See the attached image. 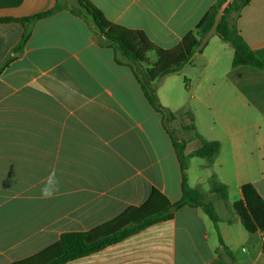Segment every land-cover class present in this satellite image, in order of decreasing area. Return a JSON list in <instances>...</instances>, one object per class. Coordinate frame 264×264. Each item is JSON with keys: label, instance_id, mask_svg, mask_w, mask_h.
<instances>
[{"label": "crops", "instance_id": "1", "mask_svg": "<svg viewBox=\"0 0 264 264\" xmlns=\"http://www.w3.org/2000/svg\"><path fill=\"white\" fill-rule=\"evenodd\" d=\"M89 1L111 23L140 30L169 49L216 0ZM54 5L55 0H0V19H12L0 22V64L11 58L0 72V264L40 252L61 233L88 231L142 205L152 188L170 203L181 197L172 141L130 68L65 9L19 21ZM236 28L264 59V0H250ZM25 32L21 52L13 53ZM213 38L179 73H195L191 82L183 77L187 97L170 102L160 96V88L174 80L168 78L179 74L165 77L156 94L170 111L189 109L197 132L219 142L217 157L199 164L197 175L191 164L198 158L190 159L187 183L213 202L225 246L247 245L246 252L233 255L236 264H264V231L249 234L238 214L249 224L241 185L252 184L264 199V70L230 64L210 69L219 63L217 54L204 56ZM232 52L230 47L231 57ZM52 171L58 191L45 199L41 188ZM212 174L227 187L225 202L210 193ZM216 236L199 208L184 206L170 220L65 264H226V256L216 252Z\"/></svg>", "mask_w": 264, "mask_h": 264}, {"label": "trees", "instance_id": "2", "mask_svg": "<svg viewBox=\"0 0 264 264\" xmlns=\"http://www.w3.org/2000/svg\"><path fill=\"white\" fill-rule=\"evenodd\" d=\"M249 2L250 0H216L194 29L169 49L159 48L140 30L127 29L111 23L89 0H55L51 10L19 20L23 24L25 21L65 9L87 24L98 45L110 48L116 60L130 68L144 97L152 108L160 113L162 126L172 141L181 172V197L177 202L170 203L159 191L152 188L142 205L129 206L117 217L88 231L61 233L58 240L45 249L11 264H65L119 243L152 224L170 220L175 212L184 206L199 208L206 215L217 234L216 252L219 250L228 258L226 264H236L219 235V218L213 202L206 200L201 189L190 187L186 178L190 159H204L208 164H212L219 153L220 144L215 140L204 139L197 132L194 115L189 109L170 111L162 107L156 87L165 77L179 74L190 65L193 56L202 52L212 35L232 48L231 67L247 66L264 70V59L248 47L236 28L240 11ZM10 20L12 19L2 18L0 22ZM26 37V32L21 35L13 53L21 52ZM10 60L11 58H8L0 64V72ZM209 183L210 193L214 194L218 201L225 202L228 194L226 185L218 182L214 174L209 177ZM240 192L243 211L249 220L248 224L242 213L238 212L244 229L249 234L264 231V199L249 183L241 185Z\"/></svg>", "mask_w": 264, "mask_h": 264}, {"label": "rangeland", "instance_id": "3", "mask_svg": "<svg viewBox=\"0 0 264 264\" xmlns=\"http://www.w3.org/2000/svg\"><path fill=\"white\" fill-rule=\"evenodd\" d=\"M212 36L214 38H213V40L211 42H209V46H208L207 50L205 51V55L204 56L205 57H211V56H214V55L217 54L218 58H219L218 65L215 66L214 68H211V67H209V68L210 69H221L222 70V69L228 67L229 64H230V58H231V54L229 53L230 45L226 43L225 44L226 48H224L223 50H218V48H216V47L221 45L222 42L218 39L217 36H215V35H212ZM196 62H197L196 64L198 65L199 63H201V60L197 59ZM175 75H178V74H175ZM170 76H172V75H170ZM183 77L186 78L187 82L188 81L191 82V80H195V73H192L190 70H188V71L183 72V75L179 74L178 76L169 77L168 81H172L171 79H174V80H173V82H170L171 86L169 88H164V87L160 88V91H159L160 96L162 98L170 100V102H175L176 98L178 97V95H182L183 97H187L188 96L187 92L185 90H183L184 86H185V82H186L183 79ZM195 110L197 111V113L201 114V109L196 108ZM201 163H205L204 159H199L198 158V160H194V162L191 164V173H192V175H197L198 174V172H199V164H201ZM226 176H227L226 173H224V172L220 173V178L221 179H225ZM230 188H231L230 195L232 196V199H233L234 198V191H233L232 187H230ZM219 214H220V216H223L222 213H219ZM228 217L232 218V215L229 213ZM231 226H232V228H234L235 224L231 225ZM215 239H217V236L215 237ZM233 248L234 249L230 248V250H229L231 252L232 256L234 254H236V255L237 254H243L244 252H246V250H248L247 245H238L237 244L235 247L233 246ZM233 258H234V256H233ZM226 259L228 260L227 257H226Z\"/></svg>", "mask_w": 264, "mask_h": 264}, {"label": "clouds", "instance_id": "4", "mask_svg": "<svg viewBox=\"0 0 264 264\" xmlns=\"http://www.w3.org/2000/svg\"><path fill=\"white\" fill-rule=\"evenodd\" d=\"M59 180L57 179L55 172L49 173L44 186L41 188V197L45 199L53 198L58 191Z\"/></svg>", "mask_w": 264, "mask_h": 264}]
</instances>
